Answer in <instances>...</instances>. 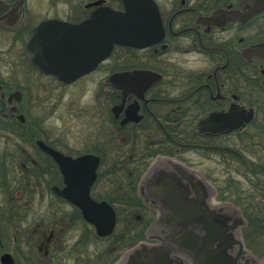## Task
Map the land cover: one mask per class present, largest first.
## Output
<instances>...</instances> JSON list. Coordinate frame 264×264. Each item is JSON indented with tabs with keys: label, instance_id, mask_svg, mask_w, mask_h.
<instances>
[{
	"label": "flooded vegetation",
	"instance_id": "flooded-vegetation-1",
	"mask_svg": "<svg viewBox=\"0 0 264 264\" xmlns=\"http://www.w3.org/2000/svg\"><path fill=\"white\" fill-rule=\"evenodd\" d=\"M60 2L0 0V33L13 42L26 36L23 50H12L17 58L10 75L0 69V264L4 254L12 264H93L91 239L110 240L125 215L135 219L129 231L144 227L145 241L159 242L156 220L165 215L155 196L159 175L172 174L171 164L180 163L215 185L200 162L184 158L187 153L216 156L215 164L230 169L229 178L233 166L245 179L250 175L256 194L242 191V201L249 199L255 215H264L258 196H264V0H148L151 10L158 9L162 33L150 34L143 48L114 44L92 71L115 55L121 65L111 74L148 72V82L117 80L113 86L107 79L114 96L112 145L102 128L92 145L86 128L81 145H73L66 130L57 134L56 98L35 89L43 76L73 82L43 73L29 61L26 47L43 22L79 24L98 8L123 10L124 1L65 0L69 5H61L62 11ZM134 58L142 62L132 63ZM88 154L98 158L88 194L108 202L116 214L114 232L105 237L71 200L84 197L89 163L74 160ZM65 189L69 197L61 193ZM211 190L208 198L216 201L217 189ZM140 207L145 213L133 214ZM97 253L103 258L104 247Z\"/></svg>",
	"mask_w": 264,
	"mask_h": 264
},
{
	"label": "water",
	"instance_id": "water-1",
	"mask_svg": "<svg viewBox=\"0 0 264 264\" xmlns=\"http://www.w3.org/2000/svg\"><path fill=\"white\" fill-rule=\"evenodd\" d=\"M123 1V10L98 8L90 19L79 24L43 22L34 29L27 43L29 61L43 73L70 83L91 72L109 55L114 44L147 47L151 42L150 34L162 33L157 7L153 5L151 10L148 0ZM148 17L153 18L151 23ZM148 25H152V31L148 32ZM140 79L148 82V72L115 73L108 81L114 86L117 80ZM123 89L126 91L125 86ZM209 121V118L204 119L200 126ZM50 151L60 157L59 153ZM87 161L84 197L71 200L81 207L84 218L98 235H110L116 224L113 207L106 201H95L87 191L95 179L98 158L88 154L74 160ZM170 167L174 172H162L155 185L158 204L165 211V215L161 212L156 220L161 231L154 238L159 242H139L112 264H258L240 235L245 220L239 208L208 198V188H212L211 191L214 188L206 179L194 176L193 170L180 163H172ZM61 193L69 197L66 189ZM2 260L12 264L9 254H4Z\"/></svg>",
	"mask_w": 264,
	"mask_h": 264
},
{
	"label": "rangeland",
	"instance_id": "rangeland-1",
	"mask_svg": "<svg viewBox=\"0 0 264 264\" xmlns=\"http://www.w3.org/2000/svg\"><path fill=\"white\" fill-rule=\"evenodd\" d=\"M58 3V10H65L68 7L65 0H60ZM76 0H73V2ZM45 4V3H44ZM50 16L59 15V12H50ZM26 40L24 36L21 40L12 41L5 38L0 33V69L4 76H9L11 73V65H14L15 58L12 50H23ZM146 62H148V56ZM142 61L139 58H134L132 63L140 64ZM121 64L116 60L115 55L112 56L105 64L98 70L86 75L85 77L71 83L64 84L58 80L51 79L50 77H40V84L35 92H39L41 97H55L57 102L56 110V128L57 134L63 135L64 131L70 135L73 145H81L80 139L82 138L81 129L86 128L89 137L88 144L92 145V138L95 137L97 129L102 128L105 131L104 140L106 144L112 145L111 136L113 130L112 120V104L114 102L113 88L107 83L108 77L111 72L118 68ZM36 94V93H35ZM107 130H109L108 133ZM218 157V156H217ZM184 158L195 160L199 163V169L214 182L218 192V198L222 201H227L230 204L237 206L245 220V224L240 228V235L246 248L257 260L258 264H264V215H255L253 207L250 206V200L242 201V191H253L255 182L251 179L250 175L244 178L241 173V168L233 166L231 169L232 178H229L230 169H225L224 165L216 164V156L210 157V154L201 153H187ZM256 153L255 159L256 160ZM260 194V193H259ZM261 198L262 206L264 209V196L258 195ZM251 198V197H250ZM260 201V204H261ZM264 211V210H262ZM145 213L143 208H137L134 213ZM133 216H124L116 227L114 237L104 239L103 241L92 240L88 246V253L93 264H108L114 262L126 250L131 248L139 240H145L144 227H136V229L128 230V224L134 223ZM132 231V232H131ZM93 238V234H92ZM113 246V250L108 248ZM104 247L103 258H98L96 255L98 248ZM41 255V259H42ZM41 264H48L47 261H42Z\"/></svg>",
	"mask_w": 264,
	"mask_h": 264
}]
</instances>
